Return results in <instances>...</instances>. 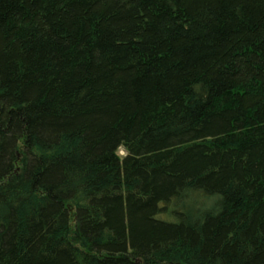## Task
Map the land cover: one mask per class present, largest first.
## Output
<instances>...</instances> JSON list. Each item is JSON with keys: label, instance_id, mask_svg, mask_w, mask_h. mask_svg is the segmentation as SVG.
<instances>
[{"label": "trees", "instance_id": "16d2710c", "mask_svg": "<svg viewBox=\"0 0 264 264\" xmlns=\"http://www.w3.org/2000/svg\"><path fill=\"white\" fill-rule=\"evenodd\" d=\"M0 264H264V0H0Z\"/></svg>", "mask_w": 264, "mask_h": 264}, {"label": "rangeland", "instance_id": "374dc122", "mask_svg": "<svg viewBox=\"0 0 264 264\" xmlns=\"http://www.w3.org/2000/svg\"><path fill=\"white\" fill-rule=\"evenodd\" d=\"M121 153H124V149H121Z\"/></svg>", "mask_w": 264, "mask_h": 264}]
</instances>
